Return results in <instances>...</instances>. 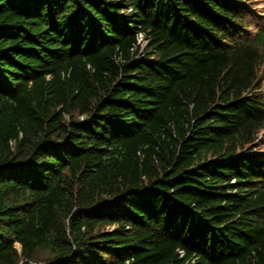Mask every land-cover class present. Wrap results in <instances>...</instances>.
Listing matches in <instances>:
<instances>
[{
  "label": "trees",
  "instance_id": "16d2710c",
  "mask_svg": "<svg viewBox=\"0 0 264 264\" xmlns=\"http://www.w3.org/2000/svg\"><path fill=\"white\" fill-rule=\"evenodd\" d=\"M261 131L264 0H0V264H264Z\"/></svg>",
  "mask_w": 264,
  "mask_h": 264
},
{
  "label": "rangeland",
  "instance_id": "374dc122",
  "mask_svg": "<svg viewBox=\"0 0 264 264\" xmlns=\"http://www.w3.org/2000/svg\"><path fill=\"white\" fill-rule=\"evenodd\" d=\"M260 5H263V4H260ZM141 39L143 40L142 41L143 45H145L147 43V40L142 35H141ZM254 149H255L254 151H257V150L264 151V131H261L256 137Z\"/></svg>",
  "mask_w": 264,
  "mask_h": 264
},
{
  "label": "bare ground",
  "instance_id": "6f19581e",
  "mask_svg": "<svg viewBox=\"0 0 264 264\" xmlns=\"http://www.w3.org/2000/svg\"><path fill=\"white\" fill-rule=\"evenodd\" d=\"M18 245H19V243H18Z\"/></svg>",
  "mask_w": 264,
  "mask_h": 264
}]
</instances>
